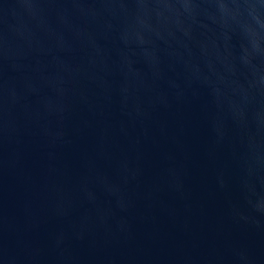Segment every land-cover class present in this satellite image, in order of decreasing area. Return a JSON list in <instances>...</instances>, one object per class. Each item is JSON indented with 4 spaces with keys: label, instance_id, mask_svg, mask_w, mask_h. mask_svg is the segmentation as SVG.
<instances>
[{
    "label": "water",
    "instance_id": "95a60500",
    "mask_svg": "<svg viewBox=\"0 0 264 264\" xmlns=\"http://www.w3.org/2000/svg\"><path fill=\"white\" fill-rule=\"evenodd\" d=\"M0 264H264V0H0Z\"/></svg>",
    "mask_w": 264,
    "mask_h": 264
}]
</instances>
